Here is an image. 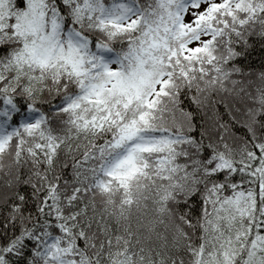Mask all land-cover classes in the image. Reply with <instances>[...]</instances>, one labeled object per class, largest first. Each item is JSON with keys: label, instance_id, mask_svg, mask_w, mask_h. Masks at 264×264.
<instances>
[{"label": "snow or ice", "instance_id": "6c2138e0", "mask_svg": "<svg viewBox=\"0 0 264 264\" xmlns=\"http://www.w3.org/2000/svg\"><path fill=\"white\" fill-rule=\"evenodd\" d=\"M0 264H264V0H0Z\"/></svg>", "mask_w": 264, "mask_h": 264}, {"label": "trees", "instance_id": "16d2710c", "mask_svg": "<svg viewBox=\"0 0 264 264\" xmlns=\"http://www.w3.org/2000/svg\"><path fill=\"white\" fill-rule=\"evenodd\" d=\"M256 54L254 53V56H255Z\"/></svg>", "mask_w": 264, "mask_h": 264}]
</instances>
